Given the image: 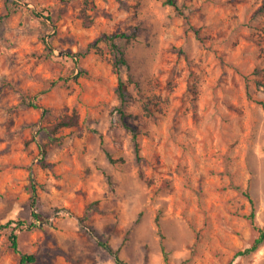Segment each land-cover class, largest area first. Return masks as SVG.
<instances>
[{
	"label": "rangeland",
	"instance_id": "rangeland-1",
	"mask_svg": "<svg viewBox=\"0 0 264 264\" xmlns=\"http://www.w3.org/2000/svg\"><path fill=\"white\" fill-rule=\"evenodd\" d=\"M164 1L0 0V223L27 221L33 264H118L102 242L120 264H264V242L237 255L264 227V0Z\"/></svg>",
	"mask_w": 264,
	"mask_h": 264
},
{
	"label": "trees",
	"instance_id": "trees-1",
	"mask_svg": "<svg viewBox=\"0 0 264 264\" xmlns=\"http://www.w3.org/2000/svg\"><path fill=\"white\" fill-rule=\"evenodd\" d=\"M164 2H165V4L177 7V0H165ZM37 15L51 19V16L49 14L47 16H44V14H42L41 12H37ZM134 36H135V33H133V34L117 33V34L110 35L108 37V39L111 40L112 45L114 46V48L117 50V52L120 55V57L117 61L118 65H120V64L127 65L128 64L127 59L125 57L124 44H125V42L130 41ZM129 82H131V79H128V80L120 79L119 86H118L120 105L116 107V110L118 111V113L121 115L122 118H125L127 115L125 107H126V103L128 101ZM260 103H262L264 105L263 100H261ZM75 124H77V117L72 116L68 119H64V120L60 121L54 127H45V128H43V130L47 134L51 135V133H53V131H56L60 127H68V126L75 125ZM126 125L132 131L133 139H134L135 144H136V151H137V154L139 157V155H140L139 132L137 129L130 127L127 123H126ZM109 158L111 161H113V162L115 161V159L112 158L111 156H109ZM237 188L240 189V187H237ZM245 194L252 200L249 192L245 191ZM31 206L33 208L36 207V210L32 211V216L35 217L37 220L43 221L44 216L38 211L35 198H33L32 202H31ZM248 217L252 223L255 222V212L254 211H252ZM13 222L15 223V225L11 226ZM28 227H29V225H27V221L24 219H18L16 221L10 220L5 224L0 223V228H6V229L11 228V231L8 234V239L10 241L11 248L14 249L16 252L20 253V264H33V263H36L38 261L37 257L34 254L22 252L20 249L19 235L16 232V230H18V229L23 230L24 228H28ZM257 229L259 231V234L256 237V239L254 240V242L250 246L246 247L244 250H240L237 253V255L250 254L251 252H254L255 250H257L260 247V245L264 242V227H257ZM102 245H104L110 252L115 254L116 262L118 264L122 263V260L118 254V250H114L106 242H102ZM162 248H163L164 254L167 257L168 252L165 248V245H163Z\"/></svg>",
	"mask_w": 264,
	"mask_h": 264
}]
</instances>
